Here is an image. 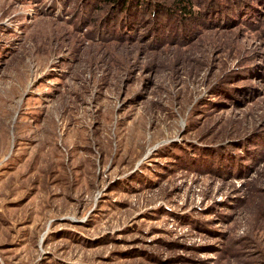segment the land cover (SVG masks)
Instances as JSON below:
<instances>
[{
	"label": "rangeland",
	"instance_id": "374dc122",
	"mask_svg": "<svg viewBox=\"0 0 264 264\" xmlns=\"http://www.w3.org/2000/svg\"><path fill=\"white\" fill-rule=\"evenodd\" d=\"M146 1L0 0V264H264V0Z\"/></svg>",
	"mask_w": 264,
	"mask_h": 264
},
{
	"label": "trees",
	"instance_id": "16d2710c",
	"mask_svg": "<svg viewBox=\"0 0 264 264\" xmlns=\"http://www.w3.org/2000/svg\"><path fill=\"white\" fill-rule=\"evenodd\" d=\"M133 2H136V4H134L135 5V9H138L140 11H144L147 8L150 9V6L147 7V3H146L147 1L146 0H110V3H111L110 6L112 8H114L115 6L116 7H118V6L120 7V11L118 9L116 10V11H118V13H117L118 15L125 14L124 19L123 20L121 19L119 21V22H121L120 25H122V23H125V20L127 18L128 19L126 20V22H130L132 20L131 19L132 13H131L130 9H131V6L133 7ZM181 3H183L184 5L181 4ZM180 4L182 5V7L175 8V11H173V12L177 13L179 16H184L186 13L180 15L179 12H177V10L179 11V9H183V10H185V12H187L186 10H187L188 3H185L183 1H180L178 6H180ZM156 5H157V7H156L157 9L161 8V10L158 13H157V9H156V11H155L156 14H159L160 15L163 12H165L167 14V12H166V10H165V8L163 6L162 7H159L160 4H156ZM206 5H208V3ZM113 13H115L114 10H111V12H108L107 18L109 17V20L111 19V15ZM115 17H118V16H115ZM115 22H118V21L116 20Z\"/></svg>",
	"mask_w": 264,
	"mask_h": 264
}]
</instances>
